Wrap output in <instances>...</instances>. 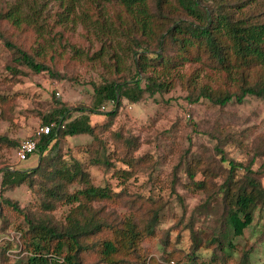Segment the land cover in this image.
Listing matches in <instances>:
<instances>
[{
  "label": "trees",
  "instance_id": "1",
  "mask_svg": "<svg viewBox=\"0 0 264 264\" xmlns=\"http://www.w3.org/2000/svg\"><path fill=\"white\" fill-rule=\"evenodd\" d=\"M92 1L120 6L115 20L107 19L108 26L102 23L106 25L103 32L132 58L130 74L94 83L88 107H71L58 100L57 107L43 117L41 125H51V131L40 138L38 162L25 170L9 167L2 170L4 188L27 186L31 198L22 205L18 199L0 195V264H87L85 255L91 251H98V260L108 264L141 259L143 240L163 229L164 205H148L155 202L152 184L145 185L141 192L127 193L128 180L134 174L131 168L137 162L134 156H127L135 141L126 137L127 152L122 155L117 149L121 135L115 132L116 143L111 148L109 139L102 133L111 130L125 100L139 103L146 94L167 92L178 65L198 61L224 77L225 89L205 83L188 95L193 103L206 98L225 106L244 103L248 96L264 99V0ZM20 8L6 13L18 26L27 21ZM5 44L13 54L14 64L10 68L25 65L37 73L48 71L64 78L39 52L27 51L8 40ZM120 56L121 53L116 72L120 71ZM108 103L113 108L103 112L101 107ZM75 112L79 114L74 115ZM100 113L107 121L94 124L93 115ZM83 134L93 138L82 151L89 161L58 145L60 137ZM22 140L0 134V142L16 152ZM227 145L222 139L217 142L213 156L221 157L219 160L212 157L206 167L194 155L184 162L191 181L208 193L206 201L197 205L194 212L200 213L216 234L211 239L215 243L212 247L211 242L203 241L199 231L188 224L186 233L180 231L177 235V246L181 248L178 251L184 250L174 256L178 262L218 264L224 256L233 255L235 237L243 236L253 226L257 209H264V183L259 177L263 173L256 166V157L237 161L227 153ZM121 160L127 168L118 165ZM90 165H100L108 171L114 169L113 174L121 179V190L115 191L110 181L96 183ZM210 167L224 168L227 173L220 183L209 188L206 181H213ZM181 168L182 165L178 169ZM198 172L203 174V179H196ZM178 176L174 175L173 180ZM173 186L175 191L176 181ZM177 197L184 206L183 198L179 194ZM110 202H123L128 213L121 219L108 213L105 204ZM163 230L161 243L167 249L174 231ZM185 235L187 246L180 244ZM261 239L264 242V230ZM14 246H17L15 253L11 252ZM254 249L243 253L244 264H252ZM171 255H174L172 251L164 257ZM136 264H146V257Z\"/></svg>",
  "mask_w": 264,
  "mask_h": 264
},
{
  "label": "rangeland",
  "instance_id": "2",
  "mask_svg": "<svg viewBox=\"0 0 264 264\" xmlns=\"http://www.w3.org/2000/svg\"><path fill=\"white\" fill-rule=\"evenodd\" d=\"M17 7H21L20 12L27 20L20 26L6 16L9 10L16 11ZM119 7L92 0H0V134L16 140L24 139L38 129L44 115L57 107L58 100L71 107H88L93 98L94 83L130 74L132 58L122 51L123 47L116 45L117 41L103 32L106 25L102 23L106 22L108 26L107 19L115 20L121 11ZM7 40L27 51L39 52L64 78L48 71L37 73L25 65L10 68L14 62L12 51L5 44ZM121 43L124 45V39ZM120 53V71L116 72ZM171 77L172 86L164 94H146L139 103L125 100L111 130L102 133L109 139L111 148L115 147V132L121 135L117 149L122 155L127 152L126 137L135 141L127 156H134L137 160L135 167L131 168L134 174L128 180L127 193L141 192L145 185L152 184L155 202L150 201L148 205H164L162 228L174 231L167 249L161 243V229L157 235L143 240L141 259L125 264L141 263L145 257L146 264H186L185 261L178 262L174 256L184 251H178L177 235L180 231L184 233L188 224L199 231L203 241L211 242L216 232L213 233V228L200 213L194 212L197 205L206 201L208 193L191 181L184 162L193 159V155L204 167L212 157L219 160L220 154L213 155L220 139L228 142L226 151L237 161L246 162L255 156L256 166L263 173L259 177L264 183V99L248 96L244 103L232 102L225 106L206 98L191 102L188 95L205 83L225 89L224 77L198 61L178 65ZM112 108L113 104L108 103L101 110L106 112ZM105 117L102 113L94 114L92 121L102 125L107 121ZM58 141L62 150H72L89 161L88 155L82 151L93 141L91 135L60 137ZM39 156L37 150L28 159L20 161L15 148L0 142V195L18 199L26 205L31 198L27 186L4 188L2 170L6 167L28 169L38 162ZM117 163L127 168L123 160ZM217 167L209 169L213 179L212 182L206 181L209 188L220 183L227 173L226 169ZM90 170L96 183L110 181L115 191L121 190L122 182L113 174L114 169L108 171L103 166L90 165ZM176 174L179 176L173 180ZM201 178L204 176L198 172L196 179ZM178 194L183 198L184 206ZM105 210L120 219L128 213L123 202L106 203ZM140 212L143 213L144 209ZM263 230L264 209H257L253 226L243 236L235 237L233 255L224 256L218 264H244L243 253L253 248L252 264H264ZM182 242L180 244L188 245L187 235L183 236ZM211 246L214 247L215 243L211 242ZM16 247L11 252L15 253ZM171 251L174 255L165 258L164 255ZM97 257H100L99 252L91 251L85 255V262L108 264Z\"/></svg>",
  "mask_w": 264,
  "mask_h": 264
},
{
  "label": "built area",
  "instance_id": "3",
  "mask_svg": "<svg viewBox=\"0 0 264 264\" xmlns=\"http://www.w3.org/2000/svg\"><path fill=\"white\" fill-rule=\"evenodd\" d=\"M50 131L51 125H39L38 129L32 136L23 139L17 148L18 160L22 161L28 159L29 156L38 149L42 135L50 133Z\"/></svg>",
  "mask_w": 264,
  "mask_h": 264
}]
</instances>
